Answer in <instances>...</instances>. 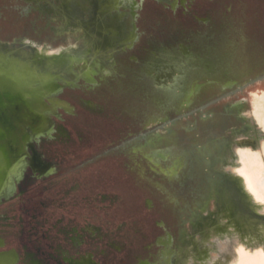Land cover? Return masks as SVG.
I'll use <instances>...</instances> for the list:
<instances>
[{"label": "rangeland", "instance_id": "obj_1", "mask_svg": "<svg viewBox=\"0 0 264 264\" xmlns=\"http://www.w3.org/2000/svg\"><path fill=\"white\" fill-rule=\"evenodd\" d=\"M195 14L209 15L210 25L201 27ZM2 54L51 61L29 87L45 85L51 97L66 84L60 97L75 112L61 108L58 122L75 144L86 147L91 140L94 153L107 155L125 139L141 140L136 149L109 158L121 184L107 179L105 199L84 210L123 246L120 256L135 252L160 261L183 229V262L198 264L201 236L189 217L208 187L204 182L196 200L189 168L194 156L214 151L218 141L242 139L236 131L243 124L264 129V0H0ZM21 70L28 74L25 66ZM161 72L166 87L157 84ZM84 100L104 113L88 112ZM52 105L50 111L59 106ZM78 131L88 141L81 142ZM216 147L210 156L230 166V178H239L234 166H246L244 192L250 195L249 167L264 157V139L255 148ZM152 150L169 157L141 160Z\"/></svg>", "mask_w": 264, "mask_h": 264}, {"label": "flooded vegetation", "instance_id": "obj_2", "mask_svg": "<svg viewBox=\"0 0 264 264\" xmlns=\"http://www.w3.org/2000/svg\"><path fill=\"white\" fill-rule=\"evenodd\" d=\"M194 18L201 27L211 23L209 15L195 14ZM156 76L158 86L166 87L165 72ZM55 84L52 81L48 86ZM65 85L51 97L42 96L38 90L35 107L22 94L27 103L25 123L19 127L10 146L4 148L12 178L8 194L0 193V264H163V258L151 261L150 257L135 252L120 256L123 246L107 237L91 221L89 213H84L98 197L105 199L102 192L107 179L121 184L109 158L124 155L142 142L136 138L127 142L125 139V143L115 144L117 152L107 155L94 153L91 140L86 147L75 144L70 129L58 122L61 108L71 114L75 112L60 97ZM52 103L59 104L55 111H50L54 109ZM83 103L90 113H104L105 109L92 101ZM246 127L249 126L243 124L242 128ZM77 134L81 142L88 141L82 131ZM243 136V143L250 145L249 136ZM168 157L169 153L152 150L142 155L141 160L161 162ZM180 181L185 183L184 179ZM160 242L165 243L167 239L160 238ZM177 243L183 245L184 241L178 237Z\"/></svg>", "mask_w": 264, "mask_h": 264}, {"label": "bare ground", "instance_id": "obj_3", "mask_svg": "<svg viewBox=\"0 0 264 264\" xmlns=\"http://www.w3.org/2000/svg\"><path fill=\"white\" fill-rule=\"evenodd\" d=\"M1 52L6 51L1 50ZM4 56L5 54L0 55V78L12 90L20 91L35 107L37 92L42 91L43 96L46 95L48 89L45 85H41L38 89L37 87L31 88L29 85H37L35 82L37 78L42 75L43 71H49L46 69L53 64L48 60L45 63H37L21 54L20 56L9 54V61L6 58L2 59ZM22 65L28 68V74L25 71L22 72ZM9 72H12L20 82H16ZM256 162H252L249 167L251 193L247 196L244 192L246 184L243 178L246 166L242 163L236 167L231 166L235 170L232 171L234 176L239 177L237 179L233 177V179L228 176L229 172H227L230 166H225L219 159L212 156L207 157L204 182L208 187V193L205 200L192 209V215L189 217L190 225L194 223L196 232L201 236L198 264H256L260 257L264 258V194L261 196V192L264 193V157ZM11 178L12 175L8 172L4 159V152L0 151V184L3 182L0 193L2 195L8 194V184ZM183 232L182 229L180 241H182ZM209 235L213 237L212 242L207 241ZM213 248L217 249V253L211 255ZM182 249V244L178 243L174 249L169 248L164 253L163 264H185L184 256L182 257L183 254H181ZM245 252L247 253L246 258Z\"/></svg>", "mask_w": 264, "mask_h": 264}, {"label": "water", "instance_id": "obj_4", "mask_svg": "<svg viewBox=\"0 0 264 264\" xmlns=\"http://www.w3.org/2000/svg\"><path fill=\"white\" fill-rule=\"evenodd\" d=\"M1 80V79H0ZM27 108L26 101L22 98V93L20 91L12 90V88L6 84L4 81H0V151L5 153V147H9L12 139L15 138L18 129L25 123ZM241 119H243L241 117ZM240 136H249L250 146L257 147L259 141L264 139V129L257 126H249L236 131ZM18 138V136H17ZM224 142V145L229 149L234 148V146H239L243 144L242 139L236 140L233 144V140L224 139L218 141L217 144L213 146L214 151H203L195 157L193 166H190L189 176L194 178L196 181V200L203 197V185L204 176L206 173L207 157L215 152L216 146L219 143ZM234 145V146H233ZM3 146V148H2ZM4 149V150H3Z\"/></svg>", "mask_w": 264, "mask_h": 264}]
</instances>
